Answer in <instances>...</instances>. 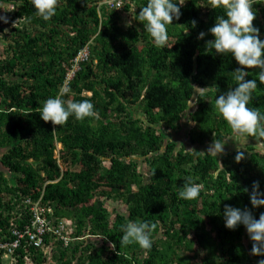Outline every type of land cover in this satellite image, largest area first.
Masks as SVG:
<instances>
[{
    "label": "trees",
    "instance_id": "16d2710c",
    "mask_svg": "<svg viewBox=\"0 0 264 264\" xmlns=\"http://www.w3.org/2000/svg\"><path fill=\"white\" fill-rule=\"evenodd\" d=\"M6 1L18 8L4 21L12 31L7 56L0 59V242H12V228L32 223L30 209L37 201L53 226L70 223L63 231L68 242L52 231L42 247L24 239L10 264L264 259L251 254L243 224L225 226V205L248 209L256 219L264 213V205L254 207L250 199L254 181L264 193V152L252 145L257 140L251 136L237 145L213 108L219 95L237 86L232 72L241 67L231 54L206 49L215 39L209 29L223 9L211 8L208 0H185L180 18L166 26L167 46L158 49L144 23L134 19L147 0H123L133 1L123 3L126 14L116 2L112 8L99 7L102 0H58L47 21L35 14L30 0ZM252 7L264 39V0H253ZM121 15L134 22L125 27ZM200 32L206 33L203 39ZM85 46L89 59L80 63L62 99H89L99 119L70 116L63 126L45 122L37 108L64 87ZM245 71L246 79H257L259 69ZM257 83L249 107L264 113V84ZM182 127L187 132L179 140ZM214 139L225 143L218 156L206 153ZM260 144L264 148V141ZM238 146L245 154L239 163ZM187 176L203 185L197 199L178 197ZM110 200L119 205L111 208ZM137 219L156 224L152 247L120 248V225ZM3 256L0 250V264Z\"/></svg>",
    "mask_w": 264,
    "mask_h": 264
},
{
    "label": "clouds",
    "instance_id": "9594fccd",
    "mask_svg": "<svg viewBox=\"0 0 264 264\" xmlns=\"http://www.w3.org/2000/svg\"><path fill=\"white\" fill-rule=\"evenodd\" d=\"M113 0H102L98 3L99 7L106 4L115 7ZM35 8V14L45 21L51 19L56 14L58 0H30ZM185 0H147L146 6L140 7L138 15L134 16L144 23L145 31L149 34L156 48H165L169 39L167 25L173 24V19H179L182 15L181 7ZM208 4L213 9H223L224 15H217L216 23L209 31L215 37L214 40L206 42V49H214L217 54H231L241 66L232 72L233 80L237 85L235 88L219 95L215 99L213 108L221 116L234 133V140L237 145L241 142L248 141V137H254L257 150L263 151L264 148L260 142L264 141V113L257 107H249L252 101V93L256 90L258 83L264 84V39L260 38V29L254 26L256 13L253 9V0H208ZM132 6L133 1L124 3ZM125 7L118 6V10L128 13ZM122 24L127 27L134 22L130 15L122 16ZM0 19L7 22L6 17ZM195 26V21L192 22ZM12 28V27H11ZM205 32H200L198 38L203 39ZM88 52V58L80 60L76 65L75 59L78 55ZM90 49L85 46L81 49L72 61V68L69 73L73 75L61 87L55 97H48L43 101L42 106L37 108V112L45 122H51L54 126H63L70 116H75L77 120L85 118L99 119L98 113L94 110V105L89 99L73 101L72 99L64 100L62 97L69 92L66 88L68 82L74 77L80 67V63L89 59ZM256 68L257 79H246L249 75L245 69ZM68 73V75H69ZM204 89V88H201ZM90 95V93H88ZM215 135V134H214ZM225 143L218 139L210 144L207 149L208 154L218 156L225 152ZM58 148L62 145L59 144ZM246 147V146H245ZM237 147L235 160L239 163L245 158V154ZM140 169V168H139ZM185 182L178 189V197L184 200L197 199L203 189V185L196 183L192 176L184 178ZM248 191V189H244ZM264 193L260 191L259 181H254L252 191L250 192L251 204L254 207L264 205ZM225 226L229 229H235L238 225L243 224L252 241L251 254L264 256V213H261L259 219H256L248 209L231 205H225L224 210ZM123 233L120 239V248L131 244H138L142 249L152 247V232L156 229V224L139 219L128 220L120 225ZM115 249V243L111 244ZM119 255V252L117 253ZM4 257V256H3ZM12 258V257H11ZM258 264H264V259L258 261Z\"/></svg>",
    "mask_w": 264,
    "mask_h": 264
},
{
    "label": "built area",
    "instance_id": "2783aa9c",
    "mask_svg": "<svg viewBox=\"0 0 264 264\" xmlns=\"http://www.w3.org/2000/svg\"><path fill=\"white\" fill-rule=\"evenodd\" d=\"M123 0H113L112 2H116L117 7L123 5ZM126 1V0H125ZM88 58V52H84L75 59L76 65L81 60H85ZM72 71L68 75V79H70L73 75ZM30 203V200H27ZM46 207L41 201H37L30 209V213L32 215V223L27 224L24 229L12 228V235L15 239L12 242H0V250L4 251V256L12 257L13 251L21 244L24 239L30 245H34L36 247H42L45 242V235L52 231L56 234V236H60L64 238L66 242H68L63 235V231L66 230L69 226V222H60L59 225L53 226L51 221L47 217Z\"/></svg>",
    "mask_w": 264,
    "mask_h": 264
},
{
    "label": "rangeland",
    "instance_id": "374dc122",
    "mask_svg": "<svg viewBox=\"0 0 264 264\" xmlns=\"http://www.w3.org/2000/svg\"><path fill=\"white\" fill-rule=\"evenodd\" d=\"M17 8L18 6L12 1L0 0V17H6L8 21H11L12 13L15 12ZM4 24H5L4 20L0 19V59L5 58L7 56L6 49L11 40L10 34L12 31V28L10 25H4ZM134 114H135V111H134ZM185 128L186 127H182V129H179L178 130L179 132H177L176 134L177 136L175 135L179 140L185 139L184 136L186 135V132H187V128L186 129ZM169 137L171 138V135ZM186 141H187V138H186ZM253 144H256V143L252 142V145ZM139 168L142 172L146 171L143 162H141ZM114 201L115 200L108 201V204L111 208H113V206L119 205L118 203L116 204L117 201L116 202ZM50 256H51V252H50ZM11 262L13 261L10 256H4L3 259L1 260L2 264H10Z\"/></svg>",
    "mask_w": 264,
    "mask_h": 264
}]
</instances>
